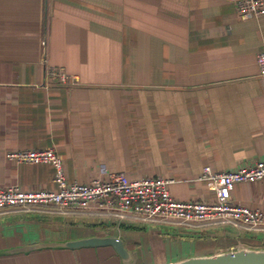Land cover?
<instances>
[{"label": "crops", "instance_id": "crops-1", "mask_svg": "<svg viewBox=\"0 0 264 264\" xmlns=\"http://www.w3.org/2000/svg\"><path fill=\"white\" fill-rule=\"evenodd\" d=\"M264 14L236 0H0V187L57 190L48 163L8 151L53 149L69 183L125 173L173 179L181 202L214 201L203 167L231 171L264 157ZM68 75L67 82L52 70ZM232 202L264 211V179ZM54 207L0 214V251L112 228L140 264L264 247V231L130 221ZM0 264H121L111 247L0 255Z\"/></svg>", "mask_w": 264, "mask_h": 264}, {"label": "built area", "instance_id": "built-area-1", "mask_svg": "<svg viewBox=\"0 0 264 264\" xmlns=\"http://www.w3.org/2000/svg\"><path fill=\"white\" fill-rule=\"evenodd\" d=\"M236 11L243 20L259 17L264 14V0H236ZM257 62L264 76V49L257 54ZM51 72L67 82V74L56 69ZM6 157L16 163L53 165L58 189L0 187V214L15 209L54 207L65 212L89 210L107 214L116 220L118 227L122 222L137 221L191 229L219 225L249 232L264 231V211L232 202V191L237 184L264 179V157L231 171H214L209 165L204 166L197 180L214 191L211 202L178 201L170 192L173 179L159 176L130 179L125 173H113L107 180L96 178L89 183H69L63 160L53 149L8 151ZM245 245L240 241L231 249Z\"/></svg>", "mask_w": 264, "mask_h": 264}, {"label": "water", "instance_id": "water-1", "mask_svg": "<svg viewBox=\"0 0 264 264\" xmlns=\"http://www.w3.org/2000/svg\"><path fill=\"white\" fill-rule=\"evenodd\" d=\"M105 247H111L115 251L121 264L141 263L142 254L140 250L129 249L125 240L115 233L112 228L107 229L102 234H95L89 237L70 239L61 242L36 243L6 251H0V255L29 253L47 248L78 250L84 248L95 249ZM165 264H264V247L245 245L235 249H220L212 254L189 256Z\"/></svg>", "mask_w": 264, "mask_h": 264}]
</instances>
